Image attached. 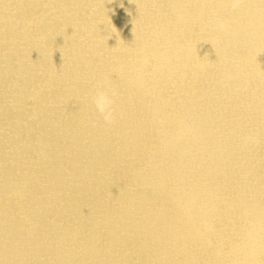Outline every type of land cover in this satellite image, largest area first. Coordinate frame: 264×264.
Listing matches in <instances>:
<instances>
[{
	"label": "bare ground",
	"instance_id": "1",
	"mask_svg": "<svg viewBox=\"0 0 264 264\" xmlns=\"http://www.w3.org/2000/svg\"><path fill=\"white\" fill-rule=\"evenodd\" d=\"M0 264H264V0H0Z\"/></svg>",
	"mask_w": 264,
	"mask_h": 264
},
{
	"label": "clouds",
	"instance_id": "2",
	"mask_svg": "<svg viewBox=\"0 0 264 264\" xmlns=\"http://www.w3.org/2000/svg\"><path fill=\"white\" fill-rule=\"evenodd\" d=\"M92 102L96 111L101 115L103 120L106 123H111L114 118L112 96L106 91H97L95 96L92 98Z\"/></svg>",
	"mask_w": 264,
	"mask_h": 264
}]
</instances>
